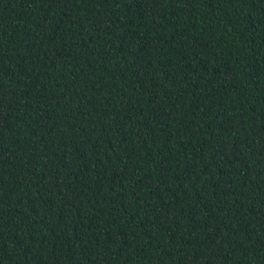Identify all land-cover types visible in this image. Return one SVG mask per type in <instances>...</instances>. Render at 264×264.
<instances>
[{"label": "trees", "instance_id": "16d2710c", "mask_svg": "<svg viewBox=\"0 0 264 264\" xmlns=\"http://www.w3.org/2000/svg\"><path fill=\"white\" fill-rule=\"evenodd\" d=\"M0 264H264V0H0Z\"/></svg>", "mask_w": 264, "mask_h": 264}]
</instances>
